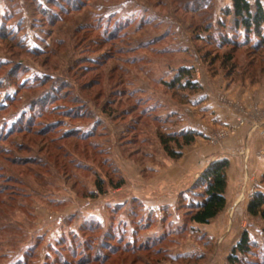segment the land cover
I'll use <instances>...</instances> for the list:
<instances>
[{
    "label": "rangeland",
    "instance_id": "374dc122",
    "mask_svg": "<svg viewBox=\"0 0 264 264\" xmlns=\"http://www.w3.org/2000/svg\"><path fill=\"white\" fill-rule=\"evenodd\" d=\"M202 1L195 11L173 0H0V264H76L111 246L129 252L108 264L138 254L132 264H230L244 231L250 249L235 264H264V225L246 207L224 208L220 227L189 221L202 185L159 210L141 207L132 181L89 193L94 173L107 186L126 175L125 159L149 174L178 160L156 130H193L183 105L197 115L204 99L225 103L245 114L234 131L263 121L264 43L233 29L230 0ZM182 66L196 88H169ZM242 172L231 193L264 194V167Z\"/></svg>",
    "mask_w": 264,
    "mask_h": 264
},
{
    "label": "crops",
    "instance_id": "0c3cea01",
    "mask_svg": "<svg viewBox=\"0 0 264 264\" xmlns=\"http://www.w3.org/2000/svg\"><path fill=\"white\" fill-rule=\"evenodd\" d=\"M230 5L228 4V6ZM233 93L234 95L238 94V100H243L246 98L245 94L247 91H239L238 93L234 91ZM224 104L216 101L208 102V100L204 99L199 104L202 113L197 115L187 105H183V108L187 109L185 111L186 115L191 114L190 120L194 121V124L188 123L186 125H189V129L196 130L199 135L183 149V154L178 160H167L163 158V166L154 171L151 170L150 174L144 170L143 166L141 167L129 160H124L123 169L126 175L123 178L125 183L132 181L135 185L133 187V196L141 203V207L147 210L171 208L175 204L177 195L187 188H190L210 162L226 158L229 166L227 168L225 208L232 207V211H235L239 205L247 208L248 200L243 202L237 196L236 192L234 194L231 193V185L233 186L234 183L241 180L242 174L244 173L242 172L243 169H248L249 172L252 174L256 173V175L262 173L264 167V125L262 126L260 124L264 123V112L262 113L261 111V115L257 113V116L263 119V121L258 119V122L255 123L258 125H252L251 123L253 122L251 121L250 124L246 123L239 130L234 131L232 127L236 124L238 117L245 116V114L239 112L233 113ZM256 110L258 111V107ZM178 114H180L179 117L185 118L180 112ZM214 118L216 121H214ZM221 129H225L228 133L224 134L226 135L225 137L220 135V132L223 133ZM228 129L231 131H228ZM215 130L219 132L220 139L210 144L203 142L201 135L207 137L209 131L212 132ZM243 146H247L248 151L246 155L243 154V150L238 151ZM124 186L115 188L113 191H121ZM221 219V214L218 213L209 222L215 220L216 223L218 222V227H220L223 224ZM232 219L235 220L234 216H232ZM193 223L197 225L207 224Z\"/></svg>",
    "mask_w": 264,
    "mask_h": 264
},
{
    "label": "trees",
    "instance_id": "16d2710c",
    "mask_svg": "<svg viewBox=\"0 0 264 264\" xmlns=\"http://www.w3.org/2000/svg\"><path fill=\"white\" fill-rule=\"evenodd\" d=\"M173 1L177 3V5L182 4V9L184 10H186L187 7H192L191 9H194L195 11L201 7V2H203L202 0ZM230 2L231 5L225 8L224 13L226 16L230 17V25L233 29L240 28L246 35L252 33L257 36L259 42L264 43V0H254L252 2L250 0H230ZM220 24L222 25V22H220ZM205 29L208 28L206 27ZM226 59L230 60L231 56H227ZM182 79H185V82L181 84ZM173 84L182 85L184 88H196L195 83L191 80L190 68L185 66L179 68L177 74L173 78L172 84L169 85V88H172ZM197 135L198 132L194 130H185L176 133H163L156 130V137L162 146L163 151L172 159L180 158L182 155V148L185 145L192 143ZM228 166L229 162L226 158L217 159L210 162L199 174L193 186L202 185V190L199 192L201 200L188 213L189 221L208 223L210 219L214 218L225 208V189L227 186ZM114 173H117V170H115ZM124 183V178L119 175L116 177L115 181L109 179L107 186L104 178L94 173L93 184L95 190H90L89 193L94 197L97 194L104 193L107 190V187L115 189L121 187ZM246 210L250 216H259L264 225V194L260 191L254 192L248 199ZM91 227L92 226L90 225V227L85 228L84 231L92 230ZM117 242H120V240L118 239ZM140 245L141 246H139L138 250L142 249V244ZM249 247V236L248 233L244 231L238 243L228 254L227 261L230 264L237 263L239 259L238 256H236V253L246 254L249 252ZM128 249L129 247L119 248L118 246H111L108 248L107 253L95 254L92 258H85L84 260L81 258L76 264H108L111 262L110 260L113 259L112 257L119 256L121 253L128 254ZM141 258L143 257L140 256V254L136 255L135 258L132 259L131 264L136 261H141ZM145 259L146 263L144 264L151 262L148 258Z\"/></svg>",
    "mask_w": 264,
    "mask_h": 264
}]
</instances>
